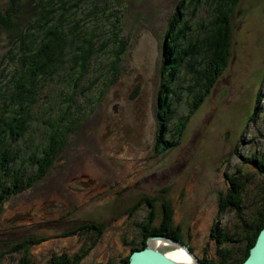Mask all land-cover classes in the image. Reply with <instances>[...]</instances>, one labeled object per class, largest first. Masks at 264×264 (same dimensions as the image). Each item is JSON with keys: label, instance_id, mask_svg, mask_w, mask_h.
Returning <instances> with one entry per match:
<instances>
[{"label": "rangeland", "instance_id": "obj_1", "mask_svg": "<svg viewBox=\"0 0 264 264\" xmlns=\"http://www.w3.org/2000/svg\"><path fill=\"white\" fill-rule=\"evenodd\" d=\"M8 1L0 0V7ZM116 1L127 39L118 72L97 77L105 73L108 50L101 63L91 64L89 79L79 81L73 96L69 116L74 117L75 129L49 171L35 185L0 204V264H16L23 250L13 251V247L29 238L37 240L25 248L33 264L62 252L83 254L84 264H117L141 240L148 207L143 203L133 215L129 210L143 195L158 196L155 222L162 216V197L168 199L173 225L197 256L216 261L220 248L231 249L230 242L219 245L209 233L217 218L227 234L238 229L240 219L232 210L217 212L218 198L228 186L224 172L246 168L245 158L264 151V0H241L236 7L227 66L191 115L179 144L165 152L156 146L157 91L164 32L179 0ZM184 11L191 36L202 32H197L199 25L213 13L209 0H201L193 12L191 7ZM8 47L6 31L0 30V69L4 64L6 69L13 66L4 58ZM88 83L91 89L84 94L82 88ZM183 85L181 79L176 81L170 96L173 114L166 139L186 112ZM31 117L29 137L37 141L25 156L46 135L42 119H54L56 113L35 106ZM260 180L258 175L245 186L243 218L255 211L258 193L264 195ZM85 222L102 224L101 236L77 231ZM233 249L242 250L243 243Z\"/></svg>", "mask_w": 264, "mask_h": 264}, {"label": "trees", "instance_id": "obj_2", "mask_svg": "<svg viewBox=\"0 0 264 264\" xmlns=\"http://www.w3.org/2000/svg\"><path fill=\"white\" fill-rule=\"evenodd\" d=\"M200 1L189 0L185 6L186 0H179L164 32L156 109V146L162 152L179 144L191 115L209 95L229 60L231 21L241 0H209L212 17L199 25L197 32L201 33L191 36L184 10L191 7L193 12ZM121 20L122 11L116 0H9L4 8L0 7V30L6 31L9 44L4 58L13 62L11 68L6 69L4 64L0 69V204L35 185L49 171L69 133L75 129L74 117L69 116L74 107L73 96L79 81L89 79L91 64L96 60L101 63L108 50L105 73L101 71L97 77L114 76L118 72L117 63L127 46ZM180 79L184 81L188 97L186 112L174 122L170 137L166 139L164 133L173 114L170 96L175 91V82ZM90 89L88 83L82 91L85 94ZM35 106L44 107L45 113L54 111L56 117L42 119L46 135L25 156L26 149L37 141L29 137L31 110ZM254 116L252 112L250 118ZM245 166L232 174L224 172L228 186L219 196L217 206L218 214L228 209L238 216V229L227 234L217 218L209 233L219 245L230 242L231 249L220 248L214 261L207 256H197L188 246L202 264L242 263L264 227L263 191L257 195L259 203L251 217L241 216L245 186L259 175V187L264 188V151L261 156L253 154L245 158ZM157 199L156 195H143L130 208L129 214L133 215L143 203L148 207L141 223V240L131 251L145 247L147 238L153 236L185 244L180 228L172 223V206L168 199L162 197V216L158 222L154 221ZM74 231L66 232V236ZM77 231L93 232L99 238L103 225L85 222ZM34 239L23 240L13 247V251L23 250L16 264H33L25 248L28 243L37 242ZM240 243H243L242 250L233 249ZM129 254L121 257L117 264L127 262ZM82 256L81 253L62 252L48 257L42 264H84Z\"/></svg>", "mask_w": 264, "mask_h": 264}, {"label": "water", "instance_id": "obj_3", "mask_svg": "<svg viewBox=\"0 0 264 264\" xmlns=\"http://www.w3.org/2000/svg\"><path fill=\"white\" fill-rule=\"evenodd\" d=\"M155 239H166L174 245H179L186 249L188 254L193 257L195 264H202L194 253L183 242L173 240L163 236H153L146 240V246L130 252L128 261L122 264H184L165 252L150 246V242ZM240 264H264V227L258 232L253 245L249 249L246 259Z\"/></svg>", "mask_w": 264, "mask_h": 264}, {"label": "bare ground", "instance_id": "obj_4", "mask_svg": "<svg viewBox=\"0 0 264 264\" xmlns=\"http://www.w3.org/2000/svg\"><path fill=\"white\" fill-rule=\"evenodd\" d=\"M163 241V242H162ZM150 246L156 249H160L163 246H170L174 247L170 252H167L166 254L169 255L171 258L184 263V264H195V261L192 256L188 254L185 248L179 246V245H174L171 242H169L166 239H155L150 242Z\"/></svg>", "mask_w": 264, "mask_h": 264}, {"label": "flooded vegetation", "instance_id": "obj_5", "mask_svg": "<svg viewBox=\"0 0 264 264\" xmlns=\"http://www.w3.org/2000/svg\"><path fill=\"white\" fill-rule=\"evenodd\" d=\"M53 261V260H50V262Z\"/></svg>", "mask_w": 264, "mask_h": 264}]
</instances>
